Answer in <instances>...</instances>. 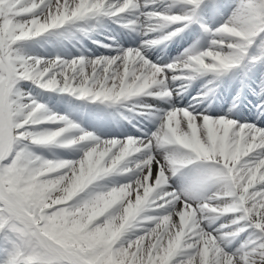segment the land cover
I'll use <instances>...</instances> for the list:
<instances>
[{"label":"snow or ice","instance_id":"snow-or-ice-1","mask_svg":"<svg viewBox=\"0 0 264 264\" xmlns=\"http://www.w3.org/2000/svg\"><path fill=\"white\" fill-rule=\"evenodd\" d=\"M0 264H264V0H0Z\"/></svg>","mask_w":264,"mask_h":264}]
</instances>
